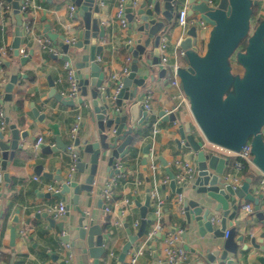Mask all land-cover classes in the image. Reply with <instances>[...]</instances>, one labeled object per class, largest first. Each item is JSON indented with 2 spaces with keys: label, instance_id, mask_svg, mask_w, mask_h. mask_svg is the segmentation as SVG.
<instances>
[{
  "label": "water",
  "instance_id": "95a60500",
  "mask_svg": "<svg viewBox=\"0 0 264 264\" xmlns=\"http://www.w3.org/2000/svg\"><path fill=\"white\" fill-rule=\"evenodd\" d=\"M10 3L14 14L15 25L13 40L10 47L13 56L18 62L12 64L11 60L2 56L0 63L9 68V76L5 82H0L3 88L1 101L12 98L15 86L20 77L25 74L20 72L23 65L31 56L20 55L21 27L24 24L20 14V3L23 0H6ZM75 6L71 16L72 20L79 19L73 26L75 37L68 38L65 32L52 31L48 24L43 32L49 40L56 42L60 48L59 55L51 54L53 58L69 61L72 55H79L74 62L73 76L77 82L79 94L89 96L92 105L90 120L95 124V131L83 141L82 151L89 154V161L85 162L80 156L77 158V170L83 172L88 167V175L83 182L65 184L64 178L57 170L55 174L42 170L38 164L34 173L49 179H55L62 184L58 192H45L46 197L57 196L64 199L66 193H72V203L78 212L76 224L68 234L59 238L70 241L72 246L81 249L92 259L91 264H100L105 261L106 250L103 225L88 218L86 209L79 203L80 192H85L87 197L94 196L96 206L104 213V202L101 198V189L93 193L94 177L97 172L98 162L104 152L109 151L106 157V170L111 177L116 169L112 170L113 161L117 157L125 156L134 141L137 125H141L147 118V111L139 99V88L143 87L152 65L157 64L160 58L159 44L161 38L169 36L166 26L173 20L175 9L183 1L186 5L188 18L196 21L184 29V35L177 41L176 47L180 50L179 59L184 65L177 69L180 88L188 98L189 110L193 116L198 130L185 122L178 126L179 137L175 139L178 149H185L194 154L197 174L191 184L197 197H189L183 201L184 221L198 227L199 236L204 237L210 233L212 238H223L222 243L216 248L208 249L202 253L195 264H232L233 259L228 254H235L243 235L236 236V227L233 224L237 218L242 201L252 202L257 216H263L259 210V198L250 188L251 177L245 176L241 184L234 187L229 180L224 179L223 170L228 160L206 146V143L219 146L232 152H239L247 143L250 145L252 164L264 174V18H262L250 32V19L252 6L258 0H124V16L127 20L128 34L137 33L134 43L128 42L126 48L131 55L129 72L122 75L119 80L107 78L96 57L100 55L103 46L98 44L99 38L106 35L105 26L99 19V2L96 0H70ZM197 18H193L195 15ZM203 20L210 25L204 50L200 51L198 21ZM167 23V24H166ZM201 39V38H200ZM242 40L246 41L243 50H238ZM76 49L79 52H74ZM73 53V54H72ZM235 55V62L243 69L241 74L234 73L230 59ZM165 67L159 70L163 75ZM50 89L49 96H53L65 105H73L74 100L57 91L54 80L47 78ZM120 85L116 90L117 85ZM34 116L42 121L44 113L32 108ZM159 116L163 120L176 121L174 112L161 110ZM7 129L0 128V169L3 180L8 183L10 178L6 171L9 160H12L15 150L20 148V139L28 136V129L19 130L16 124L4 119ZM53 131L54 145L46 144L42 152L51 153L58 150L65 151L67 144L62 140L58 125L47 123ZM82 125L79 124V128ZM76 148L80 146L79 137H75ZM150 142L142 147V164L146 163ZM169 176V187L174 193H181L185 187L176 186L174 173L167 167L166 160L159 156ZM2 196V193H0ZM149 189H145L144 201L134 200L139 210L140 224L132 232L127 223L123 221L127 239L122 244L115 264H123L132 245L146 230L148 220L145 218L150 207ZM69 206V205H68ZM36 216L46 218L48 227H57L59 232L64 231V223L56 222L47 211H41ZM174 231L173 226H169ZM225 232L227 233L225 236ZM11 239L14 229L10 232ZM183 231L182 238H185ZM160 236V233L157 234ZM251 245L263 253L257 255L260 264H264V230L258 236H250ZM246 244L242 245L246 249ZM150 248L154 250L155 245ZM188 249L187 245H184ZM53 261L66 264L57 254L49 253ZM218 260V261H217ZM217 261V262H216Z\"/></svg>",
  "mask_w": 264,
  "mask_h": 264
},
{
  "label": "crops",
  "instance_id": "0c3cea01",
  "mask_svg": "<svg viewBox=\"0 0 264 264\" xmlns=\"http://www.w3.org/2000/svg\"><path fill=\"white\" fill-rule=\"evenodd\" d=\"M99 2V19L105 26L106 35L104 38L98 39V44L103 46V50L96 60L101 65L105 75L110 77L113 73L120 72L122 69L126 56L130 55L126 44L134 43L137 36L136 32L128 34V27L121 28L115 18L116 6L119 0H96ZM0 29L1 22H5L4 37L0 43V51L2 56L11 60L12 64L18 62L17 58L13 56V49L10 47L13 40V29L15 25L14 14L10 3L6 0H0ZM9 5V11L4 10L5 6ZM73 3L70 0H29L28 8V23L29 29L21 28L20 47L23 48L24 53L28 54L31 51L30 58L20 66V72L25 74V77H20L12 98L9 101H1L3 97V88L0 86V111L3 113V118H7L10 123L16 124L19 130L28 129V136L25 139H20V148L15 150L14 157L9 160L6 166V171L10 181L6 183L2 177L0 169V251L5 255L0 260V264H58L53 261L49 253H54L59 258L65 259L67 249L63 245V241L59 237L63 234H68L70 229L76 224L79 217L72 203V193H66L64 199L57 196L46 197L42 195L47 192L49 184H55V179H49L43 175L34 173L36 165L41 164L42 170L55 174L57 170L60 175L65 178L68 169V154L67 151L58 150L57 152L46 153L42 152L41 148L46 145H54L55 139L53 131L48 127V122H53L58 125L62 140L67 144L69 141V133L75 122V114L81 113L82 126L77 130L75 137H79L80 146L77 148L78 154L85 162L89 161V154L82 151L83 141L90 136L91 131H95V124L91 122L90 115L92 112V105L89 96V85L87 86V95L82 96L78 93L73 105H65L53 96H49L48 76H50L57 87V91L62 92L69 89L70 83L67 79V68L65 61L58 57L53 58L51 54L59 55L60 48L48 39L44 34L43 29L46 24L55 32H65L68 38L75 37V30L73 26L78 23L79 19L72 20L69 13L70 7ZM186 7L182 1L175 9L173 20L166 26L170 29L168 38L167 54L170 60L173 59L177 41L184 35V28L175 23L177 10L181 7ZM197 14L193 18H197ZM207 31H199V46L201 40L206 38ZM165 36V35H164ZM201 38V39H200ZM45 40H48L55 50L50 51L43 47ZM202 40V41H203ZM74 50V49H72ZM74 52H79L74 50ZM72 55L68 61L70 67L74 70V62L78 60L79 55ZM73 54V53H72ZM131 56V55H130ZM180 65H184L182 59H178ZM162 67L159 64L152 65V72H149V77L146 79L143 87L139 88V99L143 103L146 97L151 106L147 118L141 125H137V129L144 128L149 117L159 116L161 110L174 112L176 121L170 120L160 121V132L153 144V149L157 160L160 162L158 170L159 176H168L165 167L159 160V156L163 157L167 162V167L174 174L178 171V166L174 163L176 159H191L193 153L185 149H178L175 139L179 137L178 126L185 122L191 123L195 130L198 128L195 125L193 116L189 110V105L179 102L176 97V88L169 83V72L165 71L163 75H159V70ZM9 68L2 66L0 63V79L3 77L8 79ZM69 97L68 95H64ZM71 98V97H69ZM79 106L81 108L79 109ZM35 107L40 113L45 114V118L39 121L33 114L32 108ZM7 129L5 123L4 130ZM136 129V130H137ZM43 137V143L40 148L35 149L33 143L39 137ZM146 143V137H141L139 141L131 145V150H136L135 157H132V152H128L122 157L126 172V178L118 183L115 195L117 199L110 205L113 207L110 214V229H104L103 233L106 236L104 247L106 250L105 256L100 258L105 261L100 264H115V258L118 255L122 244L127 239L123 221L129 217L131 224L135 219H139L138 207L133 204L124 203V198H137L138 201L143 202L145 197V189L148 182V168L146 164H142V147ZM208 148L214 147L219 150V155L228 158L229 165L234 158L233 154L228 151L218 148L207 142ZM109 151L104 152L105 157H100L98 168L94 177L93 193L101 189L106 180L109 179V171L106 170V157ZM227 165L225 166L226 169ZM251 177L250 188L255 196L262 194L259 198V210L263 216L259 217L254 209V204L248 201L242 203L252 204V212H247L244 206L241 207L237 218L233 224L236 227V236L243 235V239L237 248L235 254L229 253L228 258L233 259L232 264H260L257 260V255L263 252L260 249L254 248L250 242V236L256 237L264 230V191L256 192L260 179L264 174L254 165L249 164ZM114 170V167H112ZM240 179L247 175L242 170L237 171ZM88 175V167L83 172L76 170L72 174L71 184L83 182ZM37 177V178H36ZM169 177V176H168ZM140 178L143 182L141 185L135 186L134 180ZM192 182L183 189L184 200L192 197H197V194L191 188ZM161 194L165 200L163 224L169 229L173 226L177 229L180 226L179 222L184 220L181 216L174 202L175 193L171 190L168 184H161ZM114 194V193H113ZM57 200H63L68 206V212L62 218L56 219L50 213L56 222L62 221L64 223V231L59 232L57 227H48L46 218L36 216L38 213L36 208L45 206L46 204L55 203ZM79 205L88 211V218H92L94 222L102 224V215L99 214V208L96 206V199L94 196L87 197L85 192L79 194ZM153 222V214L149 212ZM173 217L174 220H171ZM119 220L120 225H115L114 221ZM152 224V223H151ZM14 229V236L11 239L10 232ZM186 231L185 238L182 239V245H187L186 249L191 264H195L199 256L208 249L216 248L222 243L223 238H212L210 233H206L204 237L199 236L198 227L195 223L191 225L186 224L183 229ZM135 232V230H131ZM71 243V242H70ZM138 243V242H137ZM155 245L154 250L149 248L142 255L138 257L136 264H163L162 259V244L160 241L151 243ZM150 244V245H151ZM246 244V249L242 245ZM136 245V244H135ZM135 247V246H133ZM150 247V246H149ZM133 249V248H132ZM72 261L70 264H91L92 259L87 253L81 249L75 248L71 244ZM130 250L126 255L123 264H127L131 255ZM218 261V260H217ZM216 261V262H217ZM217 264V263H215ZM226 264V263H222Z\"/></svg>",
  "mask_w": 264,
  "mask_h": 264
},
{
  "label": "built area",
  "instance_id": "2783aa9c",
  "mask_svg": "<svg viewBox=\"0 0 264 264\" xmlns=\"http://www.w3.org/2000/svg\"><path fill=\"white\" fill-rule=\"evenodd\" d=\"M1 4V3H0ZM29 8V0H23L22 3H20V8H19V14L22 17H24L25 12ZM10 7L9 5L5 6L6 11H9ZM124 0H119L116 6V14L115 18L118 24L121 26V28L125 29L127 27V20L124 16ZM75 10V6L70 7V17L73 14V11ZM187 8L181 7L177 10V14L175 17L176 24L182 26L184 29L194 23L196 19H191L187 17L186 14ZM25 30L29 29L28 23H24L22 26ZM21 27V28H22ZM198 27L200 31H207L209 32L210 30V25L207 24L203 20L198 21ZM5 29V22H1V30L4 32ZM66 42H71V39L66 38ZM168 38L166 36H163L161 38L160 44H159V50H160V58L157 64L161 67H165L166 70L169 72V78L171 80L172 86H174L177 90L176 92V97L178 98L179 102H183L188 104V98L180 88V81L177 75V69L180 66L179 64V54L180 50L176 47L175 52L173 53V59L170 60L168 54H167V48H168ZM43 47L45 49H48L50 51L55 50V47L50 44L48 40H45ZM19 53H24L23 48L19 47ZM131 56L127 55L125 63L120 70V72L113 73L110 78L112 80H119V78L122 75H126L129 72V67L131 64ZM65 67L67 68V79L70 83L69 89L67 92L62 91L61 93L63 95H68L69 97H76L79 93L77 82L73 76L74 70L70 67L68 61H65ZM5 78H1L0 82H5ZM119 84L116 87V90L119 88ZM144 108L146 109L147 113L150 112L151 106L148 102V98L143 102ZM81 106H79V109ZM81 113L77 112L75 114V122L72 125V128L69 133V141L66 146V151L68 154V169L67 173L64 180L65 184H71V178L72 174L77 170V158L79 156L76 145L74 144V139L77 130L79 129V123L81 121ZM160 121L161 117L157 116L153 119L151 122V131L146 136V142H150V148H149V153L146 156V166L148 168V184L147 187L149 189V194H150V207L152 208V214H153V222L150 225L148 229L145 230L142 236L138 238V240L135 242L134 245H132V248L130 250H133L131 252V255L129 257V260L127 264H136L138 261V257L142 255L145 251L149 250V246L151 243L158 242L160 241L162 244V263L163 264H191L189 255L182 245V233L183 229L182 227H179L177 229H174V231H170L166 226L163 224V213H164V205H165V200L161 194L160 191V185L161 184H168L169 183V177L168 176H159L158 175V170L160 167V162L157 160L156 154L153 149V144L156 140V137L158 133L160 132ZM5 127V122L3 118V113L0 111V128L3 129ZM43 143V137L39 136L35 142L33 143V147L35 149L40 148V146ZM215 147L221 148L219 146L213 145ZM223 149V148H221ZM225 151H228L229 154H233L234 158L237 157L236 159L233 158L231 161L230 165L227 163V167L223 170V177L226 180H229L234 187H237L241 184V179L237 171L242 170L243 168V163L244 161L252 164V155L250 152V145L247 143L239 152L235 153L232 151H229L227 149H224ZM225 157V156H224ZM227 160L228 158L225 157ZM174 163L178 166V171L174 174V181L176 186H182L186 187L188 186L193 180L195 179V176L197 174V168L196 164L194 161V154L191 159L185 160V159H176ZM113 167L116 169V172L109 177L108 180L103 184L101 187V198L105 204L104 206V213H111L113 207L110 205L111 203H107L106 201H110L112 198V193L109 190V187L113 185H118L119 182H121L123 179L126 178V172H125V167H124V162L122 157H117L113 161ZM37 178V177H36ZM142 180L140 178H136L134 180V185L138 186L142 184ZM62 187V184L59 182H56L55 184H49L47 186V189L49 192H58ZM264 191V176L260 179L258 188H257V193L258 192H263ZM124 203L128 204H133L134 199L133 198H124L123 199ZM183 194L181 193H175L174 196V202L177 207V211L181 216H184V207H183ZM244 206V209L247 212H252V204L247 203ZM68 206L63 200H57L55 203L52 204H46L45 206L38 207L36 208L37 212L41 211H47L50 213L54 218L59 219L62 218L64 215L67 214L68 212ZM88 215V211H87ZM146 218V217H145ZM115 225H120L121 222L119 220L114 221ZM140 224V217L139 219H135V221L132 224L133 230H137ZM63 232V231H62ZM160 233V236H157V234ZM65 233L63 232L62 235ZM225 232V236H226ZM64 247L67 249L66 257H65V262L66 264H70L72 261V251H71V243L70 241H63ZM138 242V243H137ZM135 246V247H133ZM129 250V251H130Z\"/></svg>",
  "mask_w": 264,
  "mask_h": 264
},
{
  "label": "trees",
  "instance_id": "16d2710c",
  "mask_svg": "<svg viewBox=\"0 0 264 264\" xmlns=\"http://www.w3.org/2000/svg\"><path fill=\"white\" fill-rule=\"evenodd\" d=\"M254 6H252V7H254ZM27 13H28V10L25 12L24 17H22V20L24 21V23H26L28 21V14ZM175 23H176V20H175ZM3 35H4V32H2V30L0 29V43L2 42V37H4ZM245 44H246V41L245 40H242L240 42L239 46H238V49L243 50ZM153 119H154L153 117H149L146 126L143 129L140 128V129H137L135 131L133 143L136 142V141H139L141 139V137L148 136V134L151 131V122L153 121ZM130 152H132V157H135L136 150H133V149L131 150V148H130ZM236 158L237 157H235L234 159H236ZM242 171L244 172L245 175H247V174L250 173L249 163H247V162L244 161ZM117 188H118L117 185H113V186L109 187V190L112 193V198H111L110 201H106L107 203H112V202H114L117 199V196L115 195ZM160 188H161V185H160ZM135 199H137V198H134V200ZM149 212H152V208L151 207L148 208L147 215H146V219L148 220L147 225H146V229H148L150 227L151 223H152V220H151L150 216L148 215ZM171 218H172L171 220H174L173 217H171ZM101 219H102L103 229H105V228L106 229H110L111 228V224H110V214L104 213L102 215V218ZM125 222L127 223V225L130 228V230H133V227H132V224H131V220H130L129 217H126L125 218ZM179 224H180V226L182 228H184L186 226V222L184 220H181L179 222ZM4 257H5V255L0 251V260L2 258H4Z\"/></svg>",
  "mask_w": 264,
  "mask_h": 264
},
{
  "label": "rangeland",
  "instance_id": "374dc122",
  "mask_svg": "<svg viewBox=\"0 0 264 264\" xmlns=\"http://www.w3.org/2000/svg\"><path fill=\"white\" fill-rule=\"evenodd\" d=\"M262 18H264V0H258L257 6L255 5L254 7H252V16H251V19H250V25H251L250 32L253 30L255 25ZM202 40H201V43H200V51L204 50V46H205V43H206V40H207V35H206V38L203 41ZM230 62H231L232 70H233L234 73L241 74L243 72L242 67L235 62V55H232V57L230 59ZM169 83L172 86L170 78H169ZM210 150H212L213 152L219 153V150L215 149L214 147H212Z\"/></svg>",
  "mask_w": 264,
  "mask_h": 264
}]
</instances>
